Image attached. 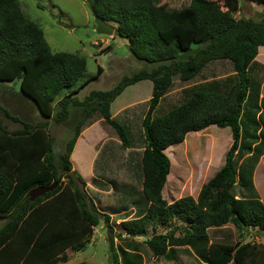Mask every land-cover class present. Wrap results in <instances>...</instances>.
<instances>
[{
  "label": "trees",
  "instance_id": "1",
  "mask_svg": "<svg viewBox=\"0 0 264 264\" xmlns=\"http://www.w3.org/2000/svg\"><path fill=\"white\" fill-rule=\"evenodd\" d=\"M239 1L190 0L175 9L159 0H89L94 17L112 24L132 55L152 67L79 100L76 95L102 70L78 85L85 58L53 52L18 0H0V87L19 82L17 94L42 118L57 125L72 119V136L56 155L47 122L26 123L0 105L5 119L21 125L10 131L0 120V264H58L68 250L86 249L101 220L111 256L105 264H144L143 247L168 263L186 256L195 264H264V243L223 240L213 247L210 236L226 225L241 234L256 229L264 235V204L253 181L264 156V65L256 61L264 47V20L236 18ZM248 1L264 8V0ZM213 63H227L231 74L183 89L177 104L158 111L174 80L188 84ZM142 81L151 82L152 91L138 137L128 123L112 117L111 105ZM96 121L111 129L118 143L105 142L93 162L95 171L104 160L106 173L93 177L92 186L121 195L118 205L106 210L88 196L70 160L83 129ZM210 126L231 131L223 166L196 198L168 203L162 195L171 167L165 150ZM123 150L130 159L118 164ZM133 156L139 159L136 171ZM117 164L129 182L105 176L115 174ZM55 183L52 192L25 204L31 190ZM119 216L124 237L117 235L116 244L112 221ZM158 227L169 230L156 233ZM150 228L149 239L135 241Z\"/></svg>",
  "mask_w": 264,
  "mask_h": 264
},
{
  "label": "rangeland",
  "instance_id": "2",
  "mask_svg": "<svg viewBox=\"0 0 264 264\" xmlns=\"http://www.w3.org/2000/svg\"><path fill=\"white\" fill-rule=\"evenodd\" d=\"M21 11L31 21H34L43 30L45 39L53 52H65L78 54L86 60L85 76L78 82V85L87 79L94 78L98 68L102 70L100 76L90 82L83 90H80L76 97L82 100L91 91H108L118 84L123 77H131L142 70H150L152 66L137 60L129 51L128 40L115 35H100L95 31V17L90 9L89 0H18ZM220 2L221 0H214ZM190 0H159L160 4L170 8H181L187 5ZM240 10L236 18H250L255 21L264 20V8L255 5L248 0L239 1ZM114 29V26L108 25ZM115 30V29H114ZM231 67L227 63L210 64L201 77L184 84L174 80L173 87L161 102L160 109L166 110L175 105L181 99V91L191 85L213 78H223L230 75ZM152 84L149 81H142L128 87L111 105L112 117L118 121L128 123L132 131L139 137L141 133V120L147 110V101L151 97ZM19 82L15 85L0 87V105L8 110L10 114L20 118L29 124L47 122L48 131L54 140L56 155L61 154L65 142L72 136V119L65 124L57 125L51 119H44L35 109L34 105L21 98ZM158 115V113H156ZM0 120L5 128L10 131L19 129L20 124L5 119L0 114ZM138 133V134H137ZM115 133L109 128H103L100 121L94 122L90 127L83 129L79 143L75 146L71 155L73 171L78 174L86 183V192L92 201L101 210L117 204L121 198L111 194V191H99L91 184L93 177L99 172L106 173L104 163L98 162L95 171L93 165L88 168V160L94 162L101 146L108 140L117 143ZM118 145V143H117ZM231 145V131L229 128H218L210 126L200 132L188 133L181 144L170 146L165 150V155L171 163L170 172L162 191L163 198L168 203L185 197L196 198L200 188L223 166L225 155ZM138 151V149H136ZM128 150L119 153L117 163L124 162L128 157ZM136 158V159H135ZM132 167H135L139 159L133 156ZM89 161V162H90ZM140 163V161H139ZM112 168L117 171L108 179L118 182H129L123 177L124 167ZM108 170V169H107ZM106 170V171H107ZM60 172V171H59ZM127 174V173H125ZM254 186L261 202L264 204V156L258 163L254 172ZM135 184V182H134ZM122 216L114 218L112 226L114 242L119 243L117 235L124 237L120 223ZM3 222L0 221V228ZM178 224V222H177ZM169 230V229H168ZM165 227L156 228V233H166ZM220 230V231H219ZM152 235V229L146 237L135 238V241L144 242ZM242 235V236H241ZM211 244L214 247L217 242L223 240L241 243L258 244L264 243V235L256 229H248L244 233L235 230L231 225L222 229L210 231ZM107 229L103 220L94 229L84 251L74 253L68 250L58 264H105L111 260L109 246L107 243ZM242 237V238H241ZM210 244V245H211ZM144 264H195L192 257L182 256L175 262H165L155 259L150 252L143 247Z\"/></svg>",
  "mask_w": 264,
  "mask_h": 264
},
{
  "label": "water",
  "instance_id": "3",
  "mask_svg": "<svg viewBox=\"0 0 264 264\" xmlns=\"http://www.w3.org/2000/svg\"><path fill=\"white\" fill-rule=\"evenodd\" d=\"M94 22H95V31L100 35L111 36L115 31L113 28L107 26L104 22L99 20L97 17H95ZM57 186H58V183H55L52 186H48V187L41 186V187H37L31 190L26 196L25 204L33 202L37 198L42 197L45 194L52 192Z\"/></svg>",
  "mask_w": 264,
  "mask_h": 264
},
{
  "label": "crops",
  "instance_id": "4",
  "mask_svg": "<svg viewBox=\"0 0 264 264\" xmlns=\"http://www.w3.org/2000/svg\"><path fill=\"white\" fill-rule=\"evenodd\" d=\"M256 61H257L258 63L264 65V47H260V48L258 49V55H257V57H256ZM93 124H94V123H93ZM93 124H92V125H93ZM92 125H90V126H92ZM90 126H88V127H90ZM79 139H80V137L78 138V140H77L75 146L79 143V142H78ZM74 149H75V147H74ZM73 152H74V150H73ZM73 152H72V153H73ZM71 155H73V154H71ZM71 158H72V157H70V160L72 161ZM260 160H261V159H260ZM92 161H93V160H91V161L89 162V166H88V168L91 166V164L93 165ZM259 162H260V161H259ZM86 185H87V183H86Z\"/></svg>",
  "mask_w": 264,
  "mask_h": 264
}]
</instances>
